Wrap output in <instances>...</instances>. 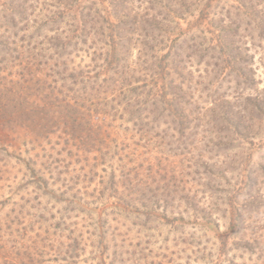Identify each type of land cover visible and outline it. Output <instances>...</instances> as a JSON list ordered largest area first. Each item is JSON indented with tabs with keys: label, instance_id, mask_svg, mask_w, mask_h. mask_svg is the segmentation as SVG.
Returning <instances> with one entry per match:
<instances>
[{
	"label": "rangeland",
	"instance_id": "obj_1",
	"mask_svg": "<svg viewBox=\"0 0 264 264\" xmlns=\"http://www.w3.org/2000/svg\"><path fill=\"white\" fill-rule=\"evenodd\" d=\"M78 1L93 15L80 36L87 42L76 50L67 45L78 34L74 21L54 23L53 13L46 19L43 0L27 2L35 10L28 13L26 31L24 23L11 27L0 13V42L17 45L6 50L0 44V264H264V0H182L190 11L177 26L169 25L173 15L161 8V0L160 5L127 0L139 13L136 19L143 20L149 9L168 27L143 25L142 30L138 24L143 35L132 36L129 57L140 73H122L120 85L111 81L118 74L105 62L111 52V5ZM172 1L178 12L180 0ZM45 3L55 8L50 12L76 15V3L69 0ZM241 4L242 15L236 9ZM254 16L258 25H249ZM218 18L233 23L244 63L214 65L207 57L199 64L196 56L180 51L182 65L192 72L182 127L176 120L169 124L173 119L159 104L155 109L129 101L134 87L152 97L154 86L163 84L156 73L159 63L170 62V39L180 33L186 40L192 37L193 49H203ZM21 37L30 48L43 42L49 50L23 49ZM125 46L118 48L121 54ZM212 54L218 56L217 50ZM226 97L230 104L225 106L253 127L241 131L247 139L219 121L215 107ZM211 101L215 111H208ZM75 102L84 105L83 111L89 108L88 134L95 132L90 144L76 134L89 125L69 110ZM21 108L35 113L21 116ZM205 122L210 125L202 127ZM249 140L251 148H262L260 154L250 155ZM241 223L248 244L255 246L256 239L261 249L242 248L238 237L233 240Z\"/></svg>",
	"mask_w": 264,
	"mask_h": 264
},
{
	"label": "trees",
	"instance_id": "obj_2",
	"mask_svg": "<svg viewBox=\"0 0 264 264\" xmlns=\"http://www.w3.org/2000/svg\"><path fill=\"white\" fill-rule=\"evenodd\" d=\"M29 1L30 0H0V13L3 14L2 17L4 19H6L9 24H11V27H16L15 25H17L18 23H21V24L24 23L23 24L24 26H22L21 29L23 31L27 30L28 21H29L28 17L30 16V14H28V13L30 12L32 14L35 10V5H31V4L27 3ZM45 1L46 0H43V5L46 6V10H44V12L47 13V15L45 16L46 19L49 17L48 16L49 14L53 13V19L50 21H52L54 23L59 24L66 18L67 19L69 18V19H71V21L72 20L74 21V23L72 25L75 26L74 30L78 34H77V36L69 37L70 40L67 43V45H69V46L71 45L75 50L77 49V45H79V44L85 45L88 37L86 36V38H84V40H81L82 38H80V36H81V34H86L87 26L91 22V17L93 15L91 13L92 8L88 11V13H84V11L86 10V8H84L85 7L84 2H80L78 0H69V3H72V2L76 3L75 4L76 6H72V8L75 9L74 11H75L76 15L74 17L70 18L69 16L65 15V13L63 11L61 12L60 10H57L55 12H50L49 7L50 8H54V7L49 5V4H46ZM152 1H153V3H155V5L156 4L160 5L158 0H152ZM161 1H162L161 8L163 7L162 9L165 10L166 14L172 12L173 16H172V19L169 21V23H170L169 25H171V22H172V23H176V26H177V23L182 20L181 17L183 15V13H188V11H190L189 7H184L185 4H184V1H182V0H180V3H181L180 6L181 7H179L178 12L173 9L175 7H178V6H176L172 0H161ZM164 2H165V5L163 6ZM236 2H238V1H236ZM108 3L111 5V8H112V15L110 16V18H111L110 22H107L108 28L111 29V35L108 37H109V40H112L111 46H110V48H111L110 54H112V55L109 54V51L107 53H105V55L107 57L106 58L107 60H105V62H107V66L109 67V69H111V67H113L112 69L114 71V75L118 74V77H116V80H113V76H111L110 77L111 81L113 82L114 85H120V83H121L120 78H121L122 73L128 74L129 71L133 75L135 73H140V72L136 71L134 68V64H136L135 63L136 59L134 61L131 57H129V43H131V41L133 39L132 36H134L135 33L138 34L140 27L143 30V28L146 25L154 26V24H159V25H161V27L167 28L168 22L163 23V20H162V22H159V21L156 22L157 16H154V15L151 16V14H150L151 12H149L150 11L149 9L143 11L144 13H146V14H144L145 16H141V18L143 20L136 19V17L139 15V13L137 10H135V8H133V9L128 8L127 4H129V1H127V0H108ZM182 5H183V8H182ZM243 7H244V5L241 4L236 8L240 12V14H241L240 9H243ZM40 10L42 11V9H40ZM148 15H149V17L152 18V20H150L152 23L148 22V20H145V18ZM218 15H220V13H218ZM215 16H217V14H215ZM237 16H239V15H237ZM226 17H228V16H226ZM165 21H167V19H165ZM213 21L214 20H211V22H213ZM255 21H257L256 16H254V18L252 19V22H247V23L249 25H252V24L254 25L255 23H257V25H258V22H255ZM138 24L140 25V27H138ZM230 24H233V23H227V22H225L224 19L218 18L215 22V26H211V27H213V31L211 33L212 36H211L210 44L207 45V47H204L203 49L200 48V50L193 49L194 46L191 44L192 37L189 38L188 40H186V39H184L186 37H183L182 35H180V33L179 34L177 33L174 38L169 40L170 43L173 44V47H174V52H172L171 54H166V58L169 57L170 62L166 61V64L162 63V62L159 63L160 65L158 64V66L160 67V70H158V72L156 74L159 75L158 79L163 81V84L159 87L154 86L155 94L152 97L149 93H146V92L142 93V91H137L138 87H134L131 90L134 92H132V95L130 96L131 98L129 99V101L133 102L135 104V106H141V107H144V106H147V104H150L151 106H154L155 109H157L156 106L159 104L160 105L159 107H160V110L162 111V113H165L167 118H169L171 120L173 119L172 121H170L168 123L169 124L174 123L176 120L177 124L180 127H182L183 126L182 120H184L186 118L185 108L188 107V105L190 103L189 101L191 99L190 98L191 86L189 85L190 84L189 81H191L190 76L192 75V72L187 68V65H185V64L182 65L181 60L179 59V53L181 50L188 51V53H191V54H189L190 56L194 55L197 57V59H199V60H197V62L199 64L204 62V59L207 57L210 61H214V63H215L214 65H216V63L218 61H219V63L220 62H222V63L232 62L235 65L238 63H239V65L243 64L244 63L243 58H241V55H243V54L238 53L241 51V48L233 38L235 35H237V33H234L232 31ZM143 25H144V27H143ZM129 26H131V28H129ZM126 27H128V28L126 29ZM57 30L58 29H56V31L53 33L54 36L55 35L58 36ZM140 31H141V29H140ZM112 32H113V34H112ZM131 33L133 35H130ZM200 33H204V32H200ZM60 35H62V34H60ZM142 35L143 34L139 32L138 36L141 37ZM203 36H200V37H203ZM146 37L147 36H145V35L143 36V38H146ZM2 38H4V37H2ZM7 39L8 38H5V40H7ZM53 39L57 40L58 38L55 37ZM179 39H180V42H179ZM50 40L52 41V38H50ZM59 40L61 41L60 37H59ZM73 40H74V44H72V42H71ZM20 41L24 45V46L22 45L20 47H22L23 49H26V50L27 49H30V50L35 49V50H39L40 52H44V51L49 50V49H47V47L44 45L43 42H40V44H37L38 47L33 46L30 48L29 43L24 44V43H26L25 37H21ZM135 41H138V40H135ZM2 43L6 47V50L10 49V46H9L10 44H13V45L16 44L15 42H11L9 40H7L6 42H0V44H2ZM143 43H144V45H146L145 47L149 46V44L147 42L143 41ZM143 43L140 42L139 45H143ZM104 45H109V44L107 43V41H105ZM125 45L128 46V49L123 50V54H121V52L118 51V48L119 49H126ZM194 45H197V42H195ZM198 45H202V41L199 42ZM15 46H17V45H15ZM54 47H60L61 48V46H54ZM153 49L154 48L148 47L146 50L152 52ZM216 50L218 52V56H215L214 54H212V51L216 52ZM140 53H143V52L141 51V52H139V54ZM180 54H182V53H180ZM119 55H121V56H119ZM147 55L148 54H145V56H147ZM152 56H153V54L150 55V57H152ZM121 62H125V64H124L125 66H123L124 69L121 68V70H120L119 66H120ZM183 62L187 63L184 60H183ZM207 64L205 63V65H207ZM208 65H210V64H208ZM132 74H130V75H132ZM240 75H242V74H240ZM87 78H89V76ZM102 82H104V80ZM107 82H108V80H105V83H107ZM186 82H189V83L185 84ZM144 88H145V84L140 87V90H144ZM134 93H136V94L133 95ZM139 93H141V94H139ZM138 96L143 99L142 100L143 103H139V102L135 101ZM67 97L69 98V96H67ZM155 97H158V99L154 100ZM149 98H151V99H149ZM256 100H259L258 96L254 100V102H257ZM223 101H224L223 103L218 102L217 106L215 107L216 112L219 111L217 113L220 115L219 121L222 123V126L225 127V130L233 128L234 132L237 135H239V138L241 137L243 140L245 138L247 139L248 135H244V134L242 135L241 131L247 133L246 131L251 130L253 127L251 125H249V123L245 124L244 117L243 116H239V117L237 116L238 112L236 114V113L232 112L233 110H231L230 108L225 106V105L229 106V104H230L229 99L227 97ZM75 103L76 104H72L73 106L68 105L69 110L79 112V114H80L79 116H81V118H84V119H82V121L88 123L87 125H89V126H87L88 128H84V130H83V128H80L82 123L79 124L80 126L77 124L76 127L80 128V131L79 132L77 131L76 134H77V136L79 135L81 137V140L83 143H84V141L86 143H88V141H89V144H90L92 142V141H90V139L94 136L95 132L92 131V134H88V131L90 132V130H92V129H89L91 126V122H92L91 120L92 119H90L88 112H86V111H88L89 108L85 109V111H83L82 107H84V105H79V104H77V102H75ZM214 103H215V101L208 102V106L210 108L208 111H215L214 110ZM68 104H70V103L68 102ZM86 107H87V105L85 104V108ZM24 109L25 108H21V111H20L21 116L24 114L25 117L29 118L30 116H33L35 113V111L33 109L28 108V109H26L27 112L24 111ZM32 118L33 117H31V119ZM215 119L216 118H214V122H215ZM261 120L262 119L259 120L260 123H262ZM30 122H31V120H30ZM30 122H29V124H30ZM168 123H166L165 126H168L169 125ZM204 125L207 126V125H210V123L205 122V123L201 124L202 127ZM73 126L74 125L72 124V129L74 128ZM188 126H189V124H188ZM199 127H200V123L195 125L194 129L199 128ZM185 128H187V127H183L182 129H185ZM202 131L204 132V130H202ZM83 132H85V133H83ZM74 137H76V136H74ZM249 137H250V139L251 138L253 139V136H249ZM246 144H248L250 146V150L252 151V153H250V155H254L255 153L256 154L261 153L262 148H260L259 146L257 148H251V146L252 147L255 146L253 144L252 140L247 141ZM260 168L264 169V165L262 164L260 166ZM246 179H248V178H246ZM248 181H245L244 184L245 183L248 184L249 183ZM251 193H252V189H249L248 193H246V194L251 195ZM239 218H241V213L236 211L235 212V219L239 220ZM243 228H244V223L237 225V230L234 233L235 237L233 238V240L236 239V237H238V240L243 242L244 246L242 248L250 247L253 251L257 248L261 249V247H260L261 243L258 242V240H256V239L253 242V243H256L255 246L248 244L249 242L244 238L246 235L242 232ZM225 243H226V241H225Z\"/></svg>",
	"mask_w": 264,
	"mask_h": 264
}]
</instances>
